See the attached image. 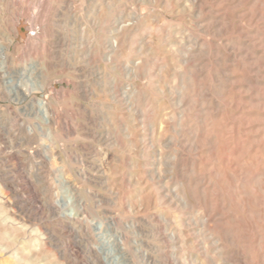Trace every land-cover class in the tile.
Segmentation results:
<instances>
[{"label":"rangeland","instance_id":"rangeland-1","mask_svg":"<svg viewBox=\"0 0 264 264\" xmlns=\"http://www.w3.org/2000/svg\"><path fill=\"white\" fill-rule=\"evenodd\" d=\"M176 259L264 264V0H0V264Z\"/></svg>","mask_w":264,"mask_h":264},{"label":"bare ground","instance_id":"bare-ground-1","mask_svg":"<svg viewBox=\"0 0 264 264\" xmlns=\"http://www.w3.org/2000/svg\"><path fill=\"white\" fill-rule=\"evenodd\" d=\"M132 17V16H131ZM140 19V18H139ZM133 20V19H132ZM122 27V26H121ZM124 28H125V26H124ZM118 29V28H117ZM114 30H116V29H114ZM115 38V37H114ZM116 46V45H115ZM116 48V47H115ZM34 68H36V67H34ZM24 87V86H23ZM14 89L15 90H21L22 89V85H20V84H14ZM22 91V90H21ZM25 97V96H24ZM38 106H39V110H41V112H42V116H44L45 117V123L47 124V125H50L51 123H52V119H51V117H50V115L48 114V105H47V103L44 101V100H42V101H39L38 102ZM41 107H42V109H41ZM38 109V108H37ZM51 114V113H50ZM54 123V122H53ZM52 129V128H51ZM100 174V173H99ZM104 174V173H103ZM102 177L100 176L99 177V179H101ZM151 200H152V197H149V199L147 200L148 202H151ZM11 202V201H10ZM21 210V209H20ZM19 210V211H20ZM76 215V214H75ZM67 217V216H66ZM113 223V222H112ZM44 231V230H43ZM50 236V235H49ZM43 238V237H42ZM47 239H49V244L50 245H52V246H54L57 250H58V252L60 253V254H65L66 253V249H60L59 248V240L58 239H53L54 241H51L50 239H52L53 237L51 236V237H46ZM62 244V243H61ZM124 242H123V239H122V237H121V234L118 236V238H117V243H116V245L115 246H117V248L121 251V250H123V248H124ZM61 247H62V245H61ZM116 249V248H115ZM150 256V255H149ZM149 256L146 254V253H144V257L143 258H146L147 260L149 259ZM140 257H142V256H140ZM129 262V261H128ZM145 262H146V260H145ZM152 262H154L153 260H152ZM149 263V262H148ZM150 264V263H149ZM153 264V263H152ZM173 264H185L184 262H182L180 259H176L174 262H173Z\"/></svg>","mask_w":264,"mask_h":264}]
</instances>
